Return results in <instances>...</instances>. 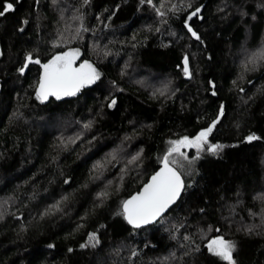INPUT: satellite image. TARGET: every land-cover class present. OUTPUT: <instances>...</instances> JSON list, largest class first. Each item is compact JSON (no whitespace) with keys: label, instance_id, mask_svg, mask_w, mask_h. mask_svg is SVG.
Returning a JSON list of instances; mask_svg holds the SVG:
<instances>
[{"label":"trees","instance_id":"obj_1","mask_svg":"<svg viewBox=\"0 0 264 264\" xmlns=\"http://www.w3.org/2000/svg\"><path fill=\"white\" fill-rule=\"evenodd\" d=\"M73 48L100 79L42 105L39 65L17 69ZM261 48L264 0H16L0 17V264H225L206 249L217 235L237 243L236 264H264V62L245 66ZM221 104L208 144L225 147L195 161L166 216L131 228L122 202ZM89 233L98 244L81 248Z\"/></svg>","mask_w":264,"mask_h":264},{"label":"snow or ice","instance_id":"obj_2","mask_svg":"<svg viewBox=\"0 0 264 264\" xmlns=\"http://www.w3.org/2000/svg\"><path fill=\"white\" fill-rule=\"evenodd\" d=\"M145 2L150 5L152 4V0H140L141 4ZM15 3L16 0H12V2H4L0 5V17L5 16L10 10H14ZM53 3H55V0H53ZM84 3H89V0H84ZM161 7H163V4H161ZM188 7H191V5H188ZM173 10H175V5H173ZM156 11L158 15H164L159 8H157ZM200 11V7H196L187 19L191 20L192 17H195ZM23 23H27V21L25 20ZM185 26L191 36L202 43L201 37L188 25L187 20L185 21ZM19 30L23 31V28ZM80 30V28L77 29V34H79ZM83 30L87 31V29ZM79 56L80 49L73 48L68 51L57 53L46 62L42 63L39 58L34 59L31 53H28L24 58L23 65L19 67L17 71L23 75L29 63L39 65L41 72L38 86L35 90L36 98L45 101L51 96L59 100L61 97L75 96L82 88L94 84L100 79L101 73L88 60H83L77 65ZM258 62H264V48L249 55L245 66L251 64L255 67ZM183 74L189 78H191L192 75L189 70V60L187 56L183 58ZM209 83L211 84L212 82L209 81ZM212 95H216V93L213 91ZM116 103V99H112L108 107L111 108L115 106ZM221 115H223L222 104L220 105V110L216 119H213L207 127L201 129L195 136L191 138L189 136H183L180 139L169 141L170 147L163 157L160 158L162 167L159 171L151 175L149 181L143 185L139 192L122 202L121 210L116 214L121 215L133 229H141L150 224H155L158 218H160L169 206L177 200L181 192L185 190V182L180 171V169L184 167V161H187L188 164H192L199 158L205 145H207L206 150L213 155H219L220 151L225 147L219 143L208 144V136L213 131ZM89 126L90 124L88 123L84 125L85 128ZM259 139L260 137L255 133H251L245 137V140L249 142ZM188 148L196 150L195 157L189 158L188 155L182 151V149ZM132 159L135 160L136 157ZM97 195L103 197L106 196L107 193H98ZM261 199L262 202H264V197H261ZM58 203L59 202L50 205L49 208L46 209V213L53 208H58ZM2 218L3 215L0 213V219ZM217 231L219 230L217 229ZM245 231H251V229L246 228ZM183 239L189 240L190 238L184 236ZM98 242L96 234L89 233V243L91 246L95 247V244ZM88 246V243L80 245L81 248H86ZM49 247L51 248L53 245H49ZM236 248L237 243L235 241L224 239L220 235L209 239L206 245L207 252L217 257L220 261L225 262V264H236L234 258ZM199 250V247L195 249V251ZM68 251L71 252L72 249L69 248ZM135 254L136 253L133 252V255Z\"/></svg>","mask_w":264,"mask_h":264},{"label":"rangeland","instance_id":"obj_3","mask_svg":"<svg viewBox=\"0 0 264 264\" xmlns=\"http://www.w3.org/2000/svg\"><path fill=\"white\" fill-rule=\"evenodd\" d=\"M80 57H81V54H80L78 59H80ZM169 147H170V144L168 143L167 146H166V149L160 155V158L163 157V155L166 153V151H167V149ZM206 149H207V145H205L204 150L201 151L199 158L196 159L195 161L199 160L205 153H209ZM182 151H184L188 155L189 158H192V157L196 156V150L195 149L188 148V149H182ZM160 158H159V160H160ZM195 161L192 164H188L187 161H184V167L180 169V171L183 173V175L185 176L187 181L191 180L192 176L195 173V168H194ZM95 234H96L97 239H98L97 233H95ZM88 244L91 246V244L89 243V239H88ZM96 244H98V243H96Z\"/></svg>","mask_w":264,"mask_h":264},{"label":"water","instance_id":"obj_4","mask_svg":"<svg viewBox=\"0 0 264 264\" xmlns=\"http://www.w3.org/2000/svg\"><path fill=\"white\" fill-rule=\"evenodd\" d=\"M80 62L77 60V65L79 64ZM93 84H91V85H87V86H85L84 88H82L75 96H66V97H61V99H59V100H57L55 97H49L47 100H45V101H41V100H39V102L42 104V105H46V104H48L51 100H56V101H64V100H69V99H73V98H75L76 96H78V95H80V93L85 89V88H89V87H91ZM162 167V164L160 163V167L158 168V170L157 171H159V169ZM153 175V174H152ZM151 177V176H150ZM182 178H183V180H184V182H185V188H186V184H187V181H186V179L184 178V176L182 175ZM150 179V178H149ZM149 181V180H148ZM147 181V182H148ZM146 182V183H147ZM145 183V184H146ZM143 187V186H142ZM142 187H141V189H142ZM140 189V190H141ZM185 191V190H184ZM184 191H182L181 192V195L177 198V200L172 204V205H170L169 206V208L161 215V217L160 218H158V221L161 219V218H163L164 216H166L168 213H169V211L174 207V206H176V204L180 201V199H181V197H182V195H183V193H184ZM128 199V198H127ZM126 200V199H125ZM157 221V222H158ZM156 222V223H157ZM127 223V222H126ZM155 223V224H156ZM152 225H154V224H150V225H148V226H146V227H149V226H152ZM130 226V225H129ZM131 227V226H130ZM145 227V228H146ZM132 228V227H131ZM141 229H143V228H141ZM135 230H138V229H135Z\"/></svg>","mask_w":264,"mask_h":264}]
</instances>
